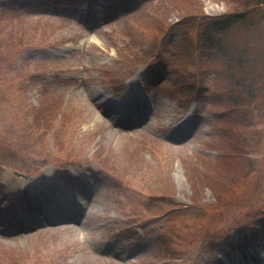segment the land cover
<instances>
[{
	"label": "rangeland",
	"instance_id": "374dc122",
	"mask_svg": "<svg viewBox=\"0 0 264 264\" xmlns=\"http://www.w3.org/2000/svg\"><path fill=\"white\" fill-rule=\"evenodd\" d=\"M239 1L125 0L116 14L100 0H0V41L7 27L31 25L21 35L28 44L11 55L0 53L3 63L13 62L12 71H0V94L6 77L17 84L9 99L0 95V172L7 167L42 174L54 162L64 168L70 158L100 162L83 219L18 236L0 234V264L237 263L236 233L238 245L246 247L254 228L243 224L264 211V87L247 123L237 122L236 108L218 96L225 81L218 75L225 67L220 53L212 48L190 54L185 42H195L204 23L234 12ZM254 9L256 29L246 19L224 36L249 47V59L233 79L244 69L264 86V7ZM95 18L100 25L81 21ZM68 46L77 47L66 57H43ZM25 60L30 65L17 75ZM133 73L143 95H152V109L141 127L127 130L113 125L111 109L102 112L97 104L121 96L123 78ZM41 101L44 107L34 115L39 122L31 123V107ZM193 105L200 125L185 140L170 138V124ZM61 176L56 184L70 181L77 194H87L86 186L75 187L79 177ZM220 186L222 203L216 198ZM5 189L0 185V204ZM201 232L203 255L193 254L199 250L193 246L184 259L169 261L167 251L188 247L189 237ZM113 241L120 257L102 252ZM221 252L231 260H222Z\"/></svg>",
	"mask_w": 264,
	"mask_h": 264
},
{
	"label": "trees",
	"instance_id": "16d2710c",
	"mask_svg": "<svg viewBox=\"0 0 264 264\" xmlns=\"http://www.w3.org/2000/svg\"><path fill=\"white\" fill-rule=\"evenodd\" d=\"M251 1H253L254 3L251 4L250 3ZM238 3H239V6L236 8V10H234V12H231V15L229 14L227 16V18L224 20L226 21V23L220 28L225 27V26L229 28L230 26H232V24L234 25L238 22L241 24H244L246 22V19H248L250 22L249 25H251V27L254 25L253 27L254 29H256L257 22L255 23V19H254L256 10L254 8H257L258 6L264 7V0H240ZM262 17L264 18V15ZM7 28L9 29V32L6 35L1 34L2 35L1 37L3 38V40L0 41V51L4 49V46H6L7 48H12L13 47L12 45L14 43L20 40H23L22 38L24 36H21V35L24 34L25 32L28 33L29 32L28 30L31 28V25L24 26L23 28L24 30L18 26L12 27V28L7 27ZM227 30L223 32H215L213 30H210L209 28L200 29L197 35L195 36V42L188 40V43L185 42V44L187 45L189 49H192V48L201 49V47L209 48V49L213 48L216 50L217 53H220V58L221 60H223L225 67L223 68L222 71L218 73V75H223L225 81L223 82L224 87L223 89H221L222 94L218 96L220 97L222 102L231 104V106L236 108L235 111L237 113L235 115H236L237 122L241 120V122L247 123L246 117L249 116L250 110H251V108L249 107H251L252 103L257 100V96L260 95L259 92L264 86L260 82H257L256 79H254L251 74L249 76L248 73L244 71V69H242L238 73V75H236V78L233 79L234 77L233 71L243 68V66L245 65L244 61L249 59L248 57L249 53L247 52L249 51V47L245 43H242L240 45L239 42H236L234 40L230 42V40L226 39L224 36V33ZM186 35L187 34L184 33L181 36L182 38H184V41L187 38ZM2 64H3V59L0 58V68H2L1 67ZM249 65L251 66V64ZM253 73L255 74L256 72H253ZM237 89H239L238 92H237ZM244 123H242L241 125H243L242 127L245 130L247 129L246 128L247 124H244ZM239 132H242V131H239ZM250 160L252 159L250 158ZM203 177L206 178L205 181L210 180L208 175H205ZM220 187H221V191L220 192L217 191L220 194H217L216 198L218 202L222 203L223 200H221L222 198L221 195L224 194L225 192L221 193L222 186ZM193 188H194L193 193L199 194V192H197V189H195V183H193ZM228 188H229L228 184H223V190L227 191ZM218 190H220V188ZM197 196L198 195H194L193 197L194 203H197L200 200L199 198H197ZM201 238H202V232L195 238V240H192L189 237L190 239L189 243L198 244ZM177 239H178L177 236H175L174 240H177ZM169 242H172V241L169 240ZM171 250L172 251H169L170 253H168L170 256H175V257H180V258L185 257L184 254H187L188 252L187 249H183L182 251L180 250L177 251V249H175L174 247ZM179 251L181 254H179Z\"/></svg>",
	"mask_w": 264,
	"mask_h": 264
}]
</instances>
